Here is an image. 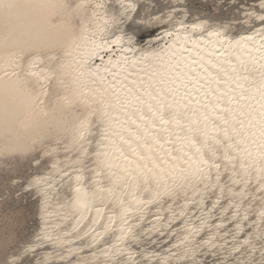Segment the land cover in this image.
<instances>
[{
  "label": "snow or ice",
  "instance_id": "obj_1",
  "mask_svg": "<svg viewBox=\"0 0 264 264\" xmlns=\"http://www.w3.org/2000/svg\"><path fill=\"white\" fill-rule=\"evenodd\" d=\"M3 46L0 264H264V0H0Z\"/></svg>",
  "mask_w": 264,
  "mask_h": 264
},
{
  "label": "bare ground",
  "instance_id": "obj_2",
  "mask_svg": "<svg viewBox=\"0 0 264 264\" xmlns=\"http://www.w3.org/2000/svg\"><path fill=\"white\" fill-rule=\"evenodd\" d=\"M49 3L55 5L60 0H48ZM52 22L59 20L55 10L50 12ZM32 49L27 47H0V97H11L13 107L16 112L15 126L17 131H22L23 109L25 106V97L30 92V88L26 84H21L17 78V73L20 71L23 57L27 56ZM46 115L40 111L35 112L36 119H47L55 121L63 116L64 108L55 99L51 97L46 103Z\"/></svg>",
  "mask_w": 264,
  "mask_h": 264
}]
</instances>
